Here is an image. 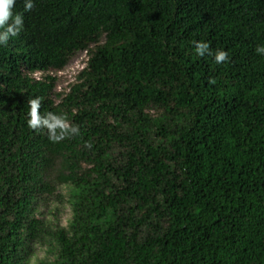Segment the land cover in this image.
Listing matches in <instances>:
<instances>
[{
    "label": "trees",
    "instance_id": "1",
    "mask_svg": "<svg viewBox=\"0 0 264 264\" xmlns=\"http://www.w3.org/2000/svg\"><path fill=\"white\" fill-rule=\"evenodd\" d=\"M24 3L0 44V264H264V0ZM36 96L78 132L29 127ZM62 198L66 227L42 212Z\"/></svg>",
    "mask_w": 264,
    "mask_h": 264
},
{
    "label": "clouds",
    "instance_id": "2",
    "mask_svg": "<svg viewBox=\"0 0 264 264\" xmlns=\"http://www.w3.org/2000/svg\"><path fill=\"white\" fill-rule=\"evenodd\" d=\"M15 0H0V44H4L8 41L9 37H15L23 27L22 14L16 13L13 15L12 6ZM32 7V0H25L24 9L28 10ZM11 18V22H9ZM196 55L203 56L205 53L212 55L215 63L220 64L229 59V54L224 49H216L213 54L209 49L207 41H193ZM255 51L261 55H264V44L257 45ZM39 96H36L28 101L29 113L27 124L33 129L44 127L48 130L49 135L54 139H60L68 133L78 132L76 125H69L68 121L63 115H57L52 112L46 115H41L38 112L40 108ZM59 129V132H57Z\"/></svg>",
    "mask_w": 264,
    "mask_h": 264
},
{
    "label": "rangeland",
    "instance_id": "3",
    "mask_svg": "<svg viewBox=\"0 0 264 264\" xmlns=\"http://www.w3.org/2000/svg\"><path fill=\"white\" fill-rule=\"evenodd\" d=\"M87 58L88 56L85 51L75 53L70 58L68 64L64 66L63 70L58 72H49L56 78L54 87V91L56 93H66L69 91L70 85L74 83L76 74L81 69V67L84 66ZM55 101L58 102V100ZM60 192L63 195H66V189L64 187L60 188ZM49 211L51 213H49L48 210L43 209V215L46 216V218H52L55 223L66 227L71 217V211L65 198H62L60 202L53 201ZM48 256H50V254L48 253L47 247L42 246L37 250L35 258L31 259V264H37L38 260H42Z\"/></svg>",
    "mask_w": 264,
    "mask_h": 264
}]
</instances>
